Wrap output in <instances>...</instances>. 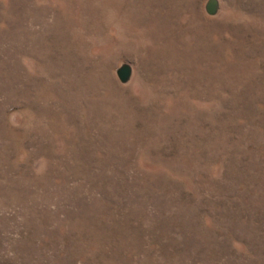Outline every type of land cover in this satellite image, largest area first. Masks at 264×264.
<instances>
[{"label":"rangeland","instance_id":"374dc122","mask_svg":"<svg viewBox=\"0 0 264 264\" xmlns=\"http://www.w3.org/2000/svg\"><path fill=\"white\" fill-rule=\"evenodd\" d=\"M211 1L0 0V264H264V0Z\"/></svg>","mask_w":264,"mask_h":264},{"label":"water","instance_id":"95a60500","mask_svg":"<svg viewBox=\"0 0 264 264\" xmlns=\"http://www.w3.org/2000/svg\"><path fill=\"white\" fill-rule=\"evenodd\" d=\"M209 11L210 13H214L216 11V1L215 0H212L210 2ZM117 73H118L120 81L123 83H126L131 79L133 75V68L130 64L125 63L118 68Z\"/></svg>","mask_w":264,"mask_h":264}]
</instances>
